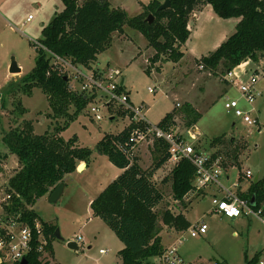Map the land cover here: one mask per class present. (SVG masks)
I'll list each match as a JSON object with an SVG mask.
<instances>
[{"label":"rangeland","instance_id":"rangeland-1","mask_svg":"<svg viewBox=\"0 0 264 264\" xmlns=\"http://www.w3.org/2000/svg\"><path fill=\"white\" fill-rule=\"evenodd\" d=\"M140 2L148 0H110L112 6L125 8L129 16L142 11V8L139 10ZM62 8V0H0V90L12 82L15 88L21 77L32 69L36 56L33 41L41 38L42 28ZM29 15L32 19L27 21ZM221 21L223 22L218 23L209 17H203V36L201 33L194 35L196 40L193 39L189 44L193 48V55H207L214 49L212 46L221 33L233 32L231 22ZM145 42L146 39L140 32L126 26L124 33L112 35L109 47L98 55L94 65H109L121 70L123 86L129 92L132 103L143 105L145 118L151 124H157L167 112L176 108L175 126L184 131L189 128L185 126L188 117L181 111L186 103L190 104L199 113L196 127L201 135L198 140L197 137L194 139L195 145L205 151H212L209 146L212 138L222 134L234 137L238 152L236 164H239L237 168L230 165V169H233L230 172L231 182L237 181L239 171L244 173L247 169L252 172V178H244L246 185L256 175L264 181V58L244 61L246 64L242 65L257 71L262 69L256 83L261 95L253 102L254 111L250 113L251 117H256L257 125H249L224 107L226 96H239L237 90L224 79L225 74H213L209 70L200 69L195 59L187 54L185 47L182 50L186 57L177 62L169 60L167 53L152 62L155 51L152 47L146 49L148 45L145 46ZM12 58L22 70L20 73H11L13 78L10 79L7 69ZM146 67L150 69V73L145 71ZM66 73L69 75V72ZM158 74L160 75L157 76ZM149 87L155 91L149 92ZM18 100L26 109L21 116L15 105ZM176 103L179 105L176 106ZM239 106L245 111L250 108L244 100L240 101ZM69 111H74V107L70 106ZM111 112L117 111L113 109ZM103 115L101 120H95L83 108L73 120L65 123V118L52 111L46 95L38 87L33 88L28 96L17 88L5 98L4 105L0 106V155L7 154L5 158L0 157V197L6 194L8 178L18 167L17 157L9 153L2 143V134L20 124L22 119L31 121L36 134L59 127L57 134L63 139L76 136V145L87 146L93 151L84 169L82 165L80 170L76 169L65 175L66 185L57 202L49 203L45 195L29 206L42 220L55 224L64 238H54L51 243L55 264H116L117 252L124 246L107 223L93 215L90 208L91 201L104 189L105 179L116 169L106 155L96 151V143L105 133H118L129 122L128 116L119 113L110 118L105 109ZM141 149L144 154L138 164L148 167L159 152L153 145L146 143ZM221 149L219 151L223 152ZM233 149L232 146L230 155ZM227 161L231 162L230 159ZM167 163L168 174L174 165L168 161ZM167 174L164 172L156 176L155 183L164 197L154 209L160 212L169 209L175 214L184 211L191 224L202 221L207 225L205 233L194 237L187 235L178 245V251L185 260L190 264H215L221 260L229 264H244L245 255L249 259L259 253V257L264 258V224L258 218L245 215L231 220L210 212V191L197 196L194 190L192 196L181 203L172 197L171 184L161 181ZM212 188L216 191L214 186ZM184 204L187 205L185 210ZM179 231L176 227L162 225L161 244L174 241ZM76 235H80L83 240L76 241L77 249H71L67 246V241H73ZM100 248L106 252L99 253ZM44 254L42 260H47L48 256ZM152 260L155 264L158 261L157 258Z\"/></svg>","mask_w":264,"mask_h":264},{"label":"trees","instance_id":"trees-1","mask_svg":"<svg viewBox=\"0 0 264 264\" xmlns=\"http://www.w3.org/2000/svg\"><path fill=\"white\" fill-rule=\"evenodd\" d=\"M162 2L150 0L142 4L139 14L129 16L125 9L112 6L109 0H62V10L55 13L42 28L39 42L81 68H93L98 55L109 47L113 33H124L127 26L140 32L148 47L154 49L152 62L159 60L164 53L168 54L169 60L177 62L184 55L182 46L190 34L187 27L190 14L209 4L218 17H234L239 21L235 31L214 50L195 59L197 65L202 64V70L224 75L244 60L264 58V0H169V7L158 9ZM145 71L150 73L147 67ZM13 84L8 83L0 90V106L17 88L28 96L33 88L38 87L46 95L52 111L65 118V123L73 120L88 102L84 94L69 89L68 77L51 65L50 57L43 49L36 50L32 69L21 77L15 88ZM15 105L19 109V116L26 112L20 100ZM70 106L74 107V111H69ZM181 112L188 117L186 127L192 126L199 118V113L188 103ZM118 113L125 115L123 111ZM176 113V108L167 112L158 124L164 128L172 127ZM132 126L128 124L118 133H105L96 143V151L106 155L122 171L91 201L90 208L93 215L102 218L123 242V248L118 251L121 264H154L152 258L158 257L164 249L160 236L162 225L183 230L190 223L181 213L154 209L164 196L152 176L167 161V144L160 139L154 142L153 147L159 155L150 167L143 169L136 155L130 161L123 151V146L128 145ZM58 130L59 127H56L53 131L36 134L31 121L22 119L20 124L4 132L1 138L18 162V167L8 178L6 194L10 197L2 203V208L8 213H19L29 225L35 219L39 220L47 238L45 249L48 253H52L51 243L55 238L56 225L42 220L29 206L40 197L49 195L64 180V176L76 170L82 162L88 164L93 152L87 146L76 145V136L63 139L57 134ZM209 146L214 148L212 157H222V167L238 166L234 137L222 134L212 138ZM232 146L234 149L230 155ZM6 156L0 155L3 158ZM229 159L231 162L227 161ZM194 177L195 167L182 158L162 181L170 180L172 197L183 203L194 191ZM239 195L249 200L254 195L255 207L263 206V179L252 181L248 193ZM34 243L33 249L26 255V264H48L37 251L36 239ZM259 256V253H255L248 259L245 255L244 264H256ZM215 264L229 263L221 260Z\"/></svg>","mask_w":264,"mask_h":264},{"label":"built area","instance_id":"built-area-1","mask_svg":"<svg viewBox=\"0 0 264 264\" xmlns=\"http://www.w3.org/2000/svg\"><path fill=\"white\" fill-rule=\"evenodd\" d=\"M32 19L31 15L27 21ZM35 50H45L50 63L60 73H65L69 79V89L84 94L88 102L85 106L86 112L95 120L103 118L105 109L110 117H114L118 111H123L129 118L128 124H132L128 145L121 146L130 161L139 147L146 143L153 145L156 140H162L167 144V161L176 165L182 158L189 160L195 167V177L193 187L195 191L201 190L207 185H214L218 188L220 195L211 197L212 209L227 218H236L241 215H253L264 224V205L255 207L250 204V200L239 195L237 183L230 186L222 183L223 175L222 157H212V153L198 148L194 139L197 137L195 130L187 128L181 131L178 126L164 128L157 124H151L144 115L143 105H134L130 102L128 93L123 89L121 83V70L117 67L93 66V68H81L69 59L58 56L43 46L39 40H34ZM247 62V61H246ZM242 62L224 75V79L237 90L239 96L235 98L225 97L224 107L234 116L242 118L249 125H257L256 117H251L254 111L253 102L261 95V91L256 87L260 79L262 69L246 68ZM198 67L202 69V64ZM69 72V75L66 73ZM245 76V79L242 77ZM149 92L155 89L149 87ZM244 100L250 105L248 111L240 108V101ZM176 106L179 103L175 104ZM252 105V106H251ZM117 112L113 113L111 110ZM127 124V125H128ZM245 178H251L252 172L247 169L244 172ZM10 195L5 194L0 197V264L19 263L34 247L37 241V251L41 255L46 253L47 238L44 235L40 221L35 219L29 225L21 218L19 213H8L2 208V203L9 199ZM207 225L202 221L190 224L186 229L180 230L174 241L164 247L162 253L156 257V264H190L178 251V245L186 239L187 235L194 237L199 233H205ZM73 241L83 240L80 235L75 236ZM105 249H99V253H105ZM258 264H264V258L259 257ZM155 264V263H154Z\"/></svg>","mask_w":264,"mask_h":264},{"label":"crops","instance_id":"crops-1","mask_svg":"<svg viewBox=\"0 0 264 264\" xmlns=\"http://www.w3.org/2000/svg\"><path fill=\"white\" fill-rule=\"evenodd\" d=\"M110 1V0H109ZM150 0H148V2H149ZM148 2H140V8H139V10L142 8V4H146V3H148ZM114 7H120V8H123L122 6H114ZM123 9H125V8H123ZM141 12V11H140ZM139 12V13H140ZM209 17L210 19H212L213 21L214 20H216V22H218V23H222L223 21H221L222 19L223 20H225L226 22H231L232 23V29H233V32L235 31V26H236V24H237V22L239 21V18H234V17H232V18H226V19H224V18H222V19H220V17H218L214 12H213V10H212V8H211V6L209 5V4H205V5H203V6H201L200 8H198V9H196V10H194L191 14H190V16H189V20H188V24H187V27H188V29L190 30V34H189V37H188V39L186 40V42H185V44L182 46L183 48L185 47V49H186V52H187V54L189 55V56H191L192 58H194V59H196V58H199L200 56H202V55H205V54H202V55H200V56H195V55H193V53H192V47H190V45L189 44H191V41L194 39V41L196 40L195 38H194V35H196V34H198V33H201V35L203 36V34H204V32L202 31V27H203V25H204V23H203V17ZM222 26H224V25H222ZM225 28V27H224ZM232 32V33H233ZM232 33H230V32H227V31H225V32H223V33H221L218 37H217V39H216V41H215V44L212 46V47H214V49L222 42V41H224L230 34H232ZM115 33H113V35H114ZM145 46H147V42H145ZM150 47H147L146 49H149ZM214 49H212V50H214ZM212 50H210V51H212ZM140 50L138 51V54H140ZM184 57H186V53H184V55H183V57L182 58H184ZM181 58V59H182ZM244 61H247V62H250V61H252L251 59H247V60H244ZM244 61H242V62H244ZM241 62V63H242ZM9 65V64H8ZM20 67V66H19ZM104 67H110L109 65H106V66H104ZM8 68H9V66H8ZM21 68V67H20ZM22 70V69H21ZM7 73L9 74V78L11 79V78H13L12 77V75H11V73H9V71H8V69H7ZM20 73V72H19ZM21 74H22V72H21ZM160 74H158L157 76H159ZM158 78V77H157ZM123 82H124V78L122 77V81H121V83H122V85H123ZM123 89L125 90V88H124V86H123ZM127 93H128V96H129V100H130V102L132 103V101H131V99H130V94H129V92L127 91V90H125ZM189 128H191L192 130L194 129L195 130V133H196V135H197V140H198V138L200 137V135H201V133H200V131H199V129L196 127V122H195V124H193L192 126H190ZM258 130H260V129H258ZM196 140V141H197ZM144 144H142L141 146H140V148L137 150V153L135 154L136 156H137V158H138V162H139V164H140V160H141V156L144 154L143 152H142V150L143 149H141L142 148V146H143ZM210 149H212V151H207V152H210V153H212L213 152V150H214V148H212V147H210ZM202 150H204V149H202ZM205 151V150H204ZM139 152V153H138ZM142 152V153H141ZM13 156H15L14 154H12ZM83 163H85V162H82L81 164H83ZM86 165H88V164H86L85 163V166L83 167V169L86 167ZM143 169H146V168H148L149 166H151V165H148V167H143L142 165H140ZM233 166H235L234 164H233ZM236 168H237V166H235ZM169 168V164L167 163V161L166 162H164L160 167H158L155 171H154V173H153V176H152V179L155 181L156 180V176H158L159 174H161V173H164L165 172V174H167V172H168V169ZM172 169V168H171ZM170 169V170H171ZM77 170H80V169H78L77 168ZM114 171H113V173H112V175L110 176V177H108L107 179H105V181H104V186H103V188H105L118 174H120L121 173V171H122V169H120V168H118V167H116V169H113ZM233 169H230V165H227L226 167H223V175H222V177H221V180H222V183H224L225 185H227V186H230L232 183H237V188H238V192H239V194H247L248 193V191H249V187H250V183L249 184H245V180H244V173H242V172H240L239 171V174H238V177H237V181H234V182H231V177H230V172L232 171ZM170 172V171H169ZM240 173H241V175H240ZM13 174V173H12ZM169 174V173H168ZM168 174L165 176V177H167L168 176ZM11 176V175H10ZM165 177H163L162 179H161V181L165 178ZM252 178V177H251ZM251 178H246V179H251ZM259 179V177H258V175H257V180ZM256 180V181H257ZM64 182H65V176H64V180H63ZM167 182L168 183H170L171 184V182H170V180H167ZM253 182H254V179H253ZM65 185H66V183H65ZM214 185H207V186H205V187H203L201 190H199V191H196V192H194V193H196V195L198 196L199 194H204V193H206L207 191H210V193H211V197L213 196V195H220V193H219V191H218V188L216 187V186H214L215 188H216V191L212 188ZM102 189V188H101ZM197 193H199V194H197ZM193 194V193H192ZM192 194H191V196H192ZM47 197H48V195H46ZM190 196V197H191ZM190 197H187V198H185V199H189ZM251 200V199H250ZM190 202V201H189ZM187 206V205H186ZM186 206H184V208H183V210H185L186 208ZM210 212H215L213 209H212V205H211V208H210ZM37 213V212H36ZM178 213H181L182 215H184V217H185V219L190 223V221H189V219L187 218V216H186V214H185V212L183 211H181V212H178ZM216 213V212H215ZM38 214V213H37ZM175 214V213H174ZM177 214V213H176ZM218 214V213H217ZM39 215V214H38ZM220 215V214H219ZM220 216H222V215H220ZM241 216H245V215H241ZM40 217V216H39ZM222 217H224V216H222ZM240 217V216H239ZM41 218V217H40ZM227 218V217H226ZM238 218V217H237ZM231 220H235V218H231ZM44 221H47V220H44ZM48 222V221H47ZM191 224V223H190ZM160 236H161V234H160ZM162 238V237H161ZM162 241H163V239H162ZM171 242V241H170ZM170 242H168L167 244H164L163 246L165 247V246H167ZM123 248V247H122ZM121 248V249H122ZM100 249H102V248H100ZM119 251V250H118ZM180 253V252H179ZM182 254V253H181ZM180 254V255H181ZM46 255L48 256V259L47 260H43V261H47V263L48 264H55L54 263V261H53V259H54V255H53V252L52 253H48V252H46ZM117 261H116V264H121V258H120V256L118 255V252H117ZM187 261V260H186ZM190 263V262H189Z\"/></svg>","mask_w":264,"mask_h":264},{"label":"water","instance_id":"water-1","mask_svg":"<svg viewBox=\"0 0 264 264\" xmlns=\"http://www.w3.org/2000/svg\"><path fill=\"white\" fill-rule=\"evenodd\" d=\"M170 6L169 0H163V2L158 6V9H163ZM151 17V15H149ZM150 21V20H149ZM9 73H19L21 71V68L18 66L17 62L14 58L11 59V62L9 64L8 68ZM112 118V117H110ZM85 166V163L80 164L77 168L80 169L81 166ZM257 180V175L254 177V182ZM65 188V182L61 181L48 195V202L49 203H55L58 201V199L61 197L63 190ZM251 205H255V196L252 195L250 200ZM55 238L64 240V238L60 235L59 230L56 228L54 231ZM67 246L71 249H77V243L75 241H67ZM27 260L23 258L19 264H26Z\"/></svg>","mask_w":264,"mask_h":264}]
</instances>
